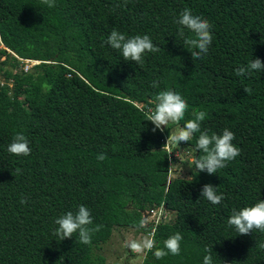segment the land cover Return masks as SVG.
Segmentation results:
<instances>
[{
	"label": "trees",
	"instance_id": "trees-1",
	"mask_svg": "<svg viewBox=\"0 0 264 264\" xmlns=\"http://www.w3.org/2000/svg\"><path fill=\"white\" fill-rule=\"evenodd\" d=\"M184 9L212 26L199 60L177 34ZM113 29L148 35L160 51L140 65L126 62L106 44ZM11 53L38 64L24 73ZM256 58L264 62V0H128L126 7L123 0H55L52 8L0 0V264H105L98 251L115 229L152 232L154 247L143 250L141 264H203L206 247L213 264H264V233L238 235L227 224L233 209L264 200V72L235 74ZM164 90L188 104L173 126L206 111L201 131H232L240 155L216 175L198 172L196 133L169 157L163 146L173 126L153 132L146 121ZM17 133L28 140L27 157L7 151ZM188 152V178H171ZM205 184L224 195L219 205L200 198ZM81 205L90 227H102L89 245L78 233L60 241L55 220ZM159 208L169 222L143 225ZM175 233L183 237L180 255L156 259Z\"/></svg>",
	"mask_w": 264,
	"mask_h": 264
},
{
	"label": "clouds",
	"instance_id": "clouds-1",
	"mask_svg": "<svg viewBox=\"0 0 264 264\" xmlns=\"http://www.w3.org/2000/svg\"><path fill=\"white\" fill-rule=\"evenodd\" d=\"M42 5L52 8L55 6V0H40ZM128 0H123V6H127ZM120 6V5H117ZM178 25V36L183 40V44L190 49L193 60L202 59L208 54L209 47L212 44L213 36L211 33V24L199 15H193L191 9H184L179 17L174 21ZM185 29L190 35L186 34ZM106 44L112 49L122 54L126 62H134L136 65L143 63V57L146 53H155L160 51L158 46L153 44L148 35H135L126 37L125 34L113 29L107 38ZM253 72H264V62L260 58L252 59L246 66L239 67L235 74L237 76L251 75ZM159 86L158 80H154L151 87ZM246 94L251 92L250 88L243 89ZM153 108L148 110L147 119L154 127L153 132L167 129L169 124L179 125L185 120L188 111L186 100L179 94L171 90L160 91L152 101ZM192 119H188L178 131L168 135L164 141L163 148L168 146L169 157H176L180 151L172 147L171 143L181 144L192 140L196 133L199 136L196 140V149L203 153L198 159L193 161L198 172H206L208 175H216L219 169H223L227 164L240 155V149L233 144L235 135L232 131L225 128L222 134H211L208 131H201V123L206 119L207 113L203 110L193 112ZM7 151L17 157H27L31 154V148L27 138L23 133H17L13 136L12 142L8 145ZM97 160L103 162L107 157L105 153H99ZM20 172V169H16ZM218 187L212 184H205L200 191V198L203 197L213 205H219L224 199L223 194H218ZM199 198V199H200ZM21 204H26V199L20 200ZM147 215V214H146ZM145 215V216H146ZM145 219V218H144ZM55 224L58 226L54 234L63 241L73 238L74 233H78L80 243L89 245L92 234L98 232L101 225L90 227L93 224L89 209L83 205L78 207L74 214L68 212L57 218ZM228 227L234 228L238 235H249L254 231L264 233V200L256 202L253 206L243 207L239 210L233 209L232 214L227 220ZM183 239L180 233H175L164 241L162 249L154 252L156 259H162L171 254L180 255V242ZM154 247V241L146 240L143 246L139 243H132L131 248L140 252L143 249L151 250ZM258 247L264 250V243ZM206 255L203 257V264H213V248L204 249Z\"/></svg>",
	"mask_w": 264,
	"mask_h": 264
},
{
	"label": "rangeland",
	"instance_id": "rangeland-1",
	"mask_svg": "<svg viewBox=\"0 0 264 264\" xmlns=\"http://www.w3.org/2000/svg\"><path fill=\"white\" fill-rule=\"evenodd\" d=\"M0 75V80H1ZM172 126L174 124H171ZM178 127L173 126L170 130V134H174L178 131ZM172 147L175 149L177 144L171 143ZM177 149V148H176ZM193 159L192 152H188L185 155L186 166L181 168H176L173 166L170 170L171 178H188L187 170L190 169ZM153 219L152 214H147L145 216V221H150ZM148 240L146 234L136 233L134 230L129 229H115L112 233L110 239L102 245V249L98 251L106 260L105 264H141L142 257L144 256L143 250L136 252L131 248L132 243H139L143 246L144 242Z\"/></svg>",
	"mask_w": 264,
	"mask_h": 264
},
{
	"label": "built area",
	"instance_id": "built-area-1",
	"mask_svg": "<svg viewBox=\"0 0 264 264\" xmlns=\"http://www.w3.org/2000/svg\"><path fill=\"white\" fill-rule=\"evenodd\" d=\"M11 54H12V53H11ZM12 55H13V56H14L19 62H21V64H22V71H23L24 73L28 72V70H29V68H30L31 66L38 64L37 61H32V60H22V59L17 58L14 54H12ZM165 149H166L167 151H169L167 145L165 146ZM147 214H152V215H153V219L150 220V221H147V222H146L145 219H144L145 223H144L143 225H146L147 223H152V224L155 226L158 222H162L163 219H164V217H166V215H165V211H164V209H162V208H159L158 210H151V211H149ZM146 235H147V237H148V240H149V239L152 240V235H153L152 232H151V233H147Z\"/></svg>",
	"mask_w": 264,
	"mask_h": 264
},
{
	"label": "water",
	"instance_id": "water-1",
	"mask_svg": "<svg viewBox=\"0 0 264 264\" xmlns=\"http://www.w3.org/2000/svg\"><path fill=\"white\" fill-rule=\"evenodd\" d=\"M143 218H145V215H144ZM163 220H164V221H163L164 223H168V222H169V216H166Z\"/></svg>",
	"mask_w": 264,
	"mask_h": 264
},
{
	"label": "bare ground",
	"instance_id": "bare-ground-1",
	"mask_svg": "<svg viewBox=\"0 0 264 264\" xmlns=\"http://www.w3.org/2000/svg\"><path fill=\"white\" fill-rule=\"evenodd\" d=\"M165 218V217H164Z\"/></svg>",
	"mask_w": 264,
	"mask_h": 264
}]
</instances>
